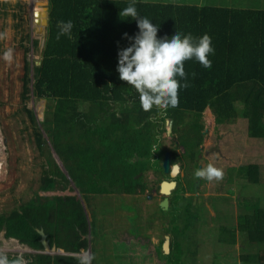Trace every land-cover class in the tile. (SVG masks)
I'll return each mask as SVG.
<instances>
[{
    "label": "trees",
    "instance_id": "1",
    "mask_svg": "<svg viewBox=\"0 0 264 264\" xmlns=\"http://www.w3.org/2000/svg\"><path fill=\"white\" fill-rule=\"evenodd\" d=\"M128 2L49 0L43 59L34 68V96L38 101H48L42 125L69 178L88 202L103 195L140 196L148 192L144 174L154 171L164 175L162 160L166 151L161 138L168 130V120L174 123L173 132L180 129L182 141H195L197 146L205 136L204 112L211 107L217 125L246 119L250 138L264 145V9L243 8L244 2L241 8H231L138 0L139 15L159 25L158 36L166 34L170 38L175 31L194 37L207 34L215 49L208 57L210 68L195 60L184 62L187 81L181 83L186 82L188 87L178 90V105L161 115L155 106L144 110L139 94L121 81L116 71L118 50L129 46L124 34L134 36L138 32L134 20L119 15ZM61 21H71L70 35H60ZM22 81L26 96L31 91L29 66ZM83 105L89 109H81ZM29 114L35 120L31 111ZM32 142L46 153L39 132ZM0 151L4 152L1 147ZM48 161L43 175L30 180V193L23 196L19 206L0 214V236L4 234L5 239L43 252L38 232L43 229L51 245L68 255H26L27 264H89L74 256L89 247L86 236L90 224L82 201L76 196L40 194L64 191L70 183L51 154ZM259 171L257 164L239 167V182H247L245 188L260 186ZM183 192L180 183L171 210H179ZM155 208L163 212L160 204ZM173 221L166 228L167 234H175L171 253L165 256L168 264L180 262L170 260L173 251L181 248V228L177 218ZM238 221L239 233L248 241L243 246H257L256 252L245 255L246 260L264 264V201L242 205ZM235 233L230 231L232 244L236 242ZM7 256L13 259L18 255Z\"/></svg>",
    "mask_w": 264,
    "mask_h": 264
},
{
    "label": "rangeland",
    "instance_id": "2",
    "mask_svg": "<svg viewBox=\"0 0 264 264\" xmlns=\"http://www.w3.org/2000/svg\"><path fill=\"white\" fill-rule=\"evenodd\" d=\"M143 1L231 8H241L240 4L244 2L246 7L243 8L264 9V0ZM43 9L48 10L46 16L49 17L48 0H0V54L9 47L14 49L11 64L0 59V147L4 150L0 151V154H3L0 165V214L14 210L21 203L23 196L30 193L29 182L34 177L43 175L49 164V154L69 178L52 145L50 134L42 125L48 101H38L33 92L34 68L43 59L47 40V29L41 34L38 33L40 26L37 24L36 10L42 14ZM27 66L30 71L31 91L25 96L22 78L26 74ZM87 108L88 105H83L81 109ZM29 111L33 113L35 120ZM203 123L205 136L200 145L196 142V146L195 141H182L180 129L179 132L172 131L170 135L167 130L161 138L162 148L173 152L174 164L178 163L183 168L177 178L181 179L185 189V192L181 193L183 198L178 211L170 208L168 211L162 209V212L155 208L164 199V195L159 192L160 183L171 178L167 175L161 177L154 171L144 174L148 192L140 196L109 194L91 198L88 202L70 178V183L66 184L67 189L64 191L59 189L40 192L41 195L50 197L76 196L82 201L90 224L86 236L89 247L74 256L89 264H168L163 254L159 256L158 249H153L151 245L141 241L138 247L135 241L129 245L125 235L130 233L131 239L139 234L138 237L153 238V242L157 238L160 246L167 234L165 222L161 225L160 220L164 219L171 225L177 218L181 228V248L173 251L170 256L174 263L180 260L175 264H251L245 255L256 252L257 246H243L248 241L245 240V243L239 233L238 215L242 205L264 201V188L261 186L264 185V145L250 138L246 119L238 118L235 122L219 126L216 123V115L209 107L204 112ZM186 129L188 130V127ZM37 132L45 140L46 153H41L32 142ZM208 164L222 169L223 176L213 181L203 179L199 187L200 192L196 194L193 191V183L200 178L194 173L199 166L203 168ZM248 164L260 166L257 174L260 186L252 184L245 188L247 182H239V167ZM147 195H152V199H147ZM158 220L160 222H157ZM230 231L237 232L235 244L231 242ZM173 234H168L172 241L175 235ZM124 242H127V245ZM36 253L39 252L16 240L5 239L4 234L0 236V254L25 257Z\"/></svg>",
    "mask_w": 264,
    "mask_h": 264
},
{
    "label": "clouds",
    "instance_id": "3",
    "mask_svg": "<svg viewBox=\"0 0 264 264\" xmlns=\"http://www.w3.org/2000/svg\"><path fill=\"white\" fill-rule=\"evenodd\" d=\"M138 0H129L128 6L121 9L120 17L131 18L136 22L138 32L134 36L124 34L129 46L118 50V65L116 71L119 79L133 87L139 94L141 107L150 110L155 106L161 115L178 105V90L187 88V73L184 62L195 60L203 67L210 68L209 55L214 54L211 37L204 34L194 37L191 33L174 32L169 38L166 34L158 36L159 25L148 17L140 16L136 4ZM60 35H70L71 21H61L58 24ZM2 36V34H0ZM0 59L11 64L14 59V49L9 47L0 54ZM179 77V79H177ZM179 167L178 163L175 165ZM197 178L208 181L221 179L223 170L212 164L197 169ZM0 264H27L24 256L9 259L0 254Z\"/></svg>",
    "mask_w": 264,
    "mask_h": 264
},
{
    "label": "water",
    "instance_id": "4",
    "mask_svg": "<svg viewBox=\"0 0 264 264\" xmlns=\"http://www.w3.org/2000/svg\"><path fill=\"white\" fill-rule=\"evenodd\" d=\"M37 9H39V8H37ZM36 12H37V17H38V20H37L38 23L37 24L40 26V28L38 29V33L41 34L45 31V29H47V27L49 25V17L46 16V13H48V10L46 11L45 9H43V12H41L42 14H39L38 10H36ZM173 124L174 123L172 120L167 121L169 135L173 131ZM172 163H173L172 153L170 151H168L165 155V159H164V163H163V170H164L165 174H168L172 169V173H171L172 179H175L178 177V175L180 173V165L178 168H176L175 167L176 164H172ZM167 185L170 187L169 189H167L168 191H166ZM177 185H178V183L175 180L163 182L161 193L166 197L160 203V207L164 211H168V209L170 208L169 196H171L173 194L174 190H176ZM199 185H200V181L197 183L195 191H197V188ZM38 232L41 235V243L44 246L45 253L51 254V255L62 254V253L65 254V252L61 249H58L56 245H51V242L48 239V235L46 234V232L43 229H40ZM164 252H165V254L171 253V237L170 236H166V238H165Z\"/></svg>",
    "mask_w": 264,
    "mask_h": 264
},
{
    "label": "crops",
    "instance_id": "5",
    "mask_svg": "<svg viewBox=\"0 0 264 264\" xmlns=\"http://www.w3.org/2000/svg\"><path fill=\"white\" fill-rule=\"evenodd\" d=\"M161 221V225H162V222H165V224H164V227H165V232H166V228L168 229V228H170V224L166 221V220H160ZM159 220L157 221V222H160ZM167 233V232H166ZM168 234H171V233H168ZM168 234H166L165 235V238H166V236H170V235H168ZM126 238H128V239H126V241L128 242H124L125 244L127 243V244H129V245H131V243L133 242V241H135V243H136V245H137V247H138V243L141 241V242H144V244H149V245H151L152 247H153V249H154V247H155V249H158L159 250V244H160V241L156 238V241H154L153 242V238H146V237H138V236H140L139 234H137V237H133V238H131V239H129L130 238V233H126ZM125 236H124V241H125ZM137 238H140V240H138ZM135 239V240H134ZM143 240V241H142ZM158 240V241H157ZM165 242V241H164ZM164 242L163 243H161V245H162V252L163 253H159V256L161 255V254H163V257H165V256H168V255H166L165 254V252H164ZM126 244V245H127ZM171 244H172V238H171ZM136 245H133V246H136ZM172 249V248H171ZM64 251V250H63ZM65 252V251H64ZM66 253V252H65Z\"/></svg>",
    "mask_w": 264,
    "mask_h": 264
},
{
    "label": "flooded vegetation",
    "instance_id": "6",
    "mask_svg": "<svg viewBox=\"0 0 264 264\" xmlns=\"http://www.w3.org/2000/svg\"><path fill=\"white\" fill-rule=\"evenodd\" d=\"M174 125V124H173ZM168 151H166V153H167ZM166 153L164 154V157H163V160H162V167H163V163H164V159H165V155H166ZM172 153V160H173V163L172 164H174V153L173 152H171ZM200 168H202L201 166H199V169ZM182 171H183V168L180 166V173H179V175L182 173ZM171 173H172V169H171V171L168 173V174H165V172H164V175H162L161 173H158V175L159 176H161V177H164L165 175H167L169 178H171L169 181H171L172 180V175H171ZM178 175V176H179ZM178 178V177H177ZM177 178H175L176 180L175 181H177V183H178V185H177V188H176V190H174V192H173V194L171 195V196H169V198H170V207H171V201H172V198L174 197V194H175V192L177 191V189L180 187V183H181V179L179 178V179H177ZM200 181V185L198 186V188H197V191H195V188H196V185H197V183ZM203 181V179H197L196 181H194V183H193V191H194V193H196V194H199V192H200V190H199V187L202 185V182ZM164 182V181H163ZM163 184V183H162ZM162 184L160 183V188H159V192L161 193V189H162ZM162 194V193H161ZM186 194H187V191H186ZM165 197L166 196H164V199H165ZM183 198V197H182ZM147 199H152V195H147ZM163 199V200H164ZM196 200H197V198H196ZM196 200H195V202H196ZM195 205V204H194ZM170 209V208H169ZM165 241V240H164ZM39 253H42L43 254V252L41 251V252H39ZM36 254H38V253H36Z\"/></svg>",
    "mask_w": 264,
    "mask_h": 264
},
{
    "label": "bare ground",
    "instance_id": "7",
    "mask_svg": "<svg viewBox=\"0 0 264 264\" xmlns=\"http://www.w3.org/2000/svg\"><path fill=\"white\" fill-rule=\"evenodd\" d=\"M46 2V1H45ZM1 155H3V154H0V165H2V157H1ZM5 156V155H4ZM2 169V168H1ZM1 171V170H0ZM170 187L167 185V187H166V191H168L167 189H169ZM43 253H45V251H43ZM45 254H47V253H45Z\"/></svg>",
    "mask_w": 264,
    "mask_h": 264
}]
</instances>
